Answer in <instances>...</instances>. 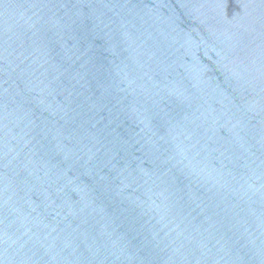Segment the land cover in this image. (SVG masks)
I'll return each instance as SVG.
<instances>
[{
    "label": "water",
    "instance_id": "water-1",
    "mask_svg": "<svg viewBox=\"0 0 264 264\" xmlns=\"http://www.w3.org/2000/svg\"><path fill=\"white\" fill-rule=\"evenodd\" d=\"M0 264H264V0H0Z\"/></svg>",
    "mask_w": 264,
    "mask_h": 264
}]
</instances>
